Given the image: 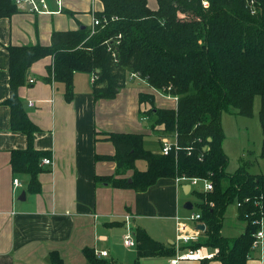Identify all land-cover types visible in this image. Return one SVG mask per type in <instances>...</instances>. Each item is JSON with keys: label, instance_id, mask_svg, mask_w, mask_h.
I'll list each match as a JSON object with an SVG mask.
<instances>
[{"label": "trees", "instance_id": "16d2710c", "mask_svg": "<svg viewBox=\"0 0 264 264\" xmlns=\"http://www.w3.org/2000/svg\"><path fill=\"white\" fill-rule=\"evenodd\" d=\"M104 9L95 12L101 23L94 34L91 27L55 30L50 45L25 44L9 47L10 95L5 103L11 110V127L27 135V147L12 151L16 173L29 175L28 191L39 193V175L50 171L42 159L50 151L35 146L40 127L30 118L18 89L28 82L32 64L53 57L48 81L65 84V97H74L76 71L95 72V98H115L127 84L128 75L165 94L178 97L177 107H158L154 94L140 92L144 112L155 117L159 136L177 138L169 154L153 152L144 145V133L99 132L95 139L115 146L113 155L97 154L98 160H114L117 172L96 175V181L113 187L144 191L164 177L209 180L212 190L192 189L198 198L197 210L206 224L193 248L207 245L217 249L215 259L223 264H247L252 256L255 233L264 221V171L253 172L244 161L234 172L226 170L229 157L222 114L231 108L244 116L254 115L257 96L261 98L260 122L264 136V0H158L154 10L148 0H101ZM20 12L14 0H0V19ZM71 13V12H69ZM261 155L264 156V138ZM138 160L147 168L138 169ZM132 170V181L124 176ZM237 203L238 214L246 221L236 236L222 232L225 213ZM194 205V204H193ZM195 206V205H194ZM193 206V207H194ZM136 260L173 256L175 246L153 238L143 227L133 228ZM185 247V246H183ZM88 260L102 263L94 249L84 248ZM53 262L62 258L52 252ZM202 264H207L205 260Z\"/></svg>", "mask_w": 264, "mask_h": 264}, {"label": "crops", "instance_id": "0c3cea01", "mask_svg": "<svg viewBox=\"0 0 264 264\" xmlns=\"http://www.w3.org/2000/svg\"><path fill=\"white\" fill-rule=\"evenodd\" d=\"M62 3L60 7L57 0H49L51 10L61 8L56 13L20 11L0 19V264H55L54 251L62 264H99L88 260L86 247L108 252L107 256L96 255L104 260L100 264H135V246L131 249L123 240L128 214L132 228L141 226L153 238L175 246L176 218L185 216L188 210L198 211L194 205L192 209L184 207L187 201L183 187L189 183L177 182L176 178H160L144 191L96 181V175L116 173L117 163L96 159L97 154L113 155L116 150L111 141H97L95 133H141L142 119L153 115L142 114L139 93L153 91L155 96L156 88L139 90L133 99L132 91L137 87L127 83L115 98L97 99L93 94L95 72L76 71L74 97L68 101L65 84L46 79L53 57L35 61L28 76L35 82L28 79L18 92L28 115L40 127L34 144L50 151L54 166L40 173L39 193L28 191L27 173L12 169V151L26 148L28 140L24 132L12 129L11 110L5 103L10 95L9 47L50 45L55 30L90 28L94 13L104 9L101 0ZM148 5L154 10L159 8L158 0H148ZM137 83L146 84L140 79ZM175 107L177 102L171 108ZM126 173L124 176L131 178L133 172ZM15 178L21 185H15ZM257 249L252 251L250 264H257L251 261L259 253ZM173 256L144 257L139 264H172ZM210 260L214 258L207 263ZM199 261L205 260H182L179 264Z\"/></svg>", "mask_w": 264, "mask_h": 264}, {"label": "rangeland", "instance_id": "374dc122", "mask_svg": "<svg viewBox=\"0 0 264 264\" xmlns=\"http://www.w3.org/2000/svg\"><path fill=\"white\" fill-rule=\"evenodd\" d=\"M89 18H86V21H89ZM138 78L131 77V74L128 75L127 83L130 86H136L139 89H133V99L137 92L150 90V86L137 83ZM153 92V91H152ZM151 92V93H152ZM157 97L156 105L160 107H174L176 104L175 100L164 96L161 92H154ZM146 109V105H143V111ZM260 109H261V98L257 96L254 104V115L253 116H244L238 113L237 109L231 108L230 110H225L222 114V124L225 133V139L223 147L225 152L228 154L229 161L226 167V170L229 172H234L244 161H250L252 164L253 172H262L264 171V156L261 155L262 143H263V132L260 122ZM142 126H140L141 133L145 134L144 145L147 149L153 152H162V144L164 141L160 140L159 135L161 128L155 122V117H145L142 119ZM154 126V127H153ZM169 138L168 141L173 143L175 137L166 134ZM169 135V136H168ZM140 169L147 168V162L145 160H138L137 163ZM132 171V170H131ZM133 172V171H132ZM127 174V173H126ZM133 173H131L132 175ZM203 188V183L193 186V189ZM184 193V192H183ZM186 201H191L195 205V210L197 202L199 201L194 192L184 194ZM189 212V214H188ZM192 210L186 212V217L188 218ZM188 214V215H187ZM246 221L241 219L238 214V205L237 203H231L225 213V219L223 223L222 232L226 236H236L241 234L245 230ZM264 231V223H263ZM127 233V232H126ZM124 240V239H123ZM134 249L133 246L130 247ZM123 250V248H120ZM259 253L254 254V258L251 259L252 263L262 264L264 262L263 250L258 248ZM125 251V250H124ZM126 252H129L127 250ZM215 257V256H214ZM213 259V258H212ZM217 262V263H216ZM202 261H199L196 264H202ZM221 264V261L214 258V260L208 261L207 264ZM130 264V263H129ZM250 264V261H249Z\"/></svg>", "mask_w": 264, "mask_h": 264}, {"label": "built area", "instance_id": "2783aa9c", "mask_svg": "<svg viewBox=\"0 0 264 264\" xmlns=\"http://www.w3.org/2000/svg\"><path fill=\"white\" fill-rule=\"evenodd\" d=\"M17 6L19 7L20 11H27L31 13H56L61 11V8L57 11H53L50 9L49 0H14ZM60 7H62L63 3L62 0H57ZM204 7L209 6L208 0H203ZM250 7L253 9L255 7L254 0H250ZM101 23L100 19L95 16L92 20V26H91V33L94 34L96 32L97 26H99ZM96 77V76H95ZM131 77L138 78L137 73H131ZM30 83H34L35 79L30 78ZM160 91V90H158ZM164 96L168 98H173L176 102H178L177 96H172L171 94H165L162 91H160ZM32 105V102H31ZM169 136V135H168ZM175 137V136H174ZM168 137L166 135L161 136V140L164 141V144H162V153L163 154H169L173 148H177V138L175 137V141L173 143L168 141ZM42 164L45 166H48L52 168L54 166V160L51 156H46L42 159ZM177 182H188L191 185V188L195 185H198L200 183H203L204 189L212 190L213 184L209 180H203L200 178H186V177H177ZM15 185H21L19 178L14 179ZM129 218H131V215H127L126 224L128 226V231L124 235V243L126 246H135L136 245V239L133 235V228L130 225ZM176 241H175V249L176 253L173 257H171V263L172 264H179L182 260H209L214 258L217 249H212L211 247L207 245H202L198 248H193L192 244L197 242L200 237L202 236L203 231L199 228H197V225L199 223H204L201 221V213L198 211L192 212L188 218L183 217H177L176 218ZM191 222V223H190ZM185 246V247H183ZM262 248L263 250V256H264V231H263V222L261 227L258 229V231L255 233V239L253 242V249ZM95 254L97 256H107V251H95Z\"/></svg>", "mask_w": 264, "mask_h": 264}, {"label": "water", "instance_id": "95a60500", "mask_svg": "<svg viewBox=\"0 0 264 264\" xmlns=\"http://www.w3.org/2000/svg\"><path fill=\"white\" fill-rule=\"evenodd\" d=\"M82 27H86V26H82ZM129 181H132V179L129 178ZM190 188H191V185H190V184H186V185H184V187H183V189H184V191H185L186 193L189 192ZM184 207H185L186 209H192V208H193V203H192L191 201H187V202L184 204ZM197 228H199V229H201L202 231H204V230L206 229V224H205V223H199V224L197 225Z\"/></svg>", "mask_w": 264, "mask_h": 264}]
</instances>
